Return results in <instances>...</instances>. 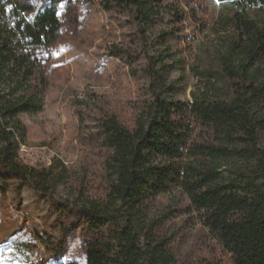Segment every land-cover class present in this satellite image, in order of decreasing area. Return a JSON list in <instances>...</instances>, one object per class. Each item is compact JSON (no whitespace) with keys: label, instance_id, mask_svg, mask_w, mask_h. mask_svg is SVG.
<instances>
[{"label":"trees","instance_id":"trees-1","mask_svg":"<svg viewBox=\"0 0 264 264\" xmlns=\"http://www.w3.org/2000/svg\"><path fill=\"white\" fill-rule=\"evenodd\" d=\"M80 1L0 0L1 192L11 181L18 192L26 185L44 198L68 188L66 200L52 202L60 237L38 236L55 256L66 236L84 226L93 236L85 244L87 264H177L164 232L168 216L155 217L153 210L157 198L181 190L231 264H264V26L248 17L264 11V0H220L231 6L220 31L233 34L212 64L192 68L199 84L189 102H175L178 88L169 83L174 67L165 47L175 34L163 32L156 44L148 37L167 18L181 23L182 12L169 0H102L104 10L128 15L137 28L142 52L110 51L131 60L144 54L149 98L122 104L92 93L76 100L96 169L88 155L80 170L58 158L32 167L19 153L27 139L21 116L45 109L48 54L63 15ZM234 161L240 165L225 174L223 166Z\"/></svg>","mask_w":264,"mask_h":264},{"label":"rangeland","instance_id":"rangeland-1","mask_svg":"<svg viewBox=\"0 0 264 264\" xmlns=\"http://www.w3.org/2000/svg\"><path fill=\"white\" fill-rule=\"evenodd\" d=\"M101 1L81 0L63 15L62 32L48 54L50 87L45 109L21 116L27 139L19 153L29 166L49 167L58 158L69 169L80 170L88 155L95 170L97 157L84 145L87 131L81 128L75 113L76 100L92 93L122 104L149 98V82L143 73L147 63L144 54L131 60L116 57L110 51L112 46H118L142 52L137 28L128 15L104 10ZM168 3L182 12V22L170 25L167 18L150 29L148 37L150 44H156L163 32L175 34L165 47L172 56L167 62L174 67L169 83L178 88L175 102H189L199 84L192 68L212 64L225 38L233 34L220 31L219 27L221 17L230 13L231 6L220 0ZM248 17L264 26L263 10L253 9ZM236 162H227L222 171H235L240 165ZM17 186V181H11L6 193L0 190V264H87L85 244L93 236L84 226L66 236L58 256L49 243L45 246L38 237L42 235L49 241L60 237L58 209L52 202L66 200L68 188L60 186L51 198H44L26 185L18 192ZM189 206L190 201L181 190L161 196L154 203L155 217L168 216L164 232L171 240L177 264H231L228 253L196 221Z\"/></svg>","mask_w":264,"mask_h":264}]
</instances>
